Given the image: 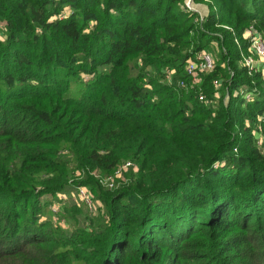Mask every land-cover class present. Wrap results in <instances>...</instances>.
I'll use <instances>...</instances> for the list:
<instances>
[{"label": "trees", "instance_id": "obj_1", "mask_svg": "<svg viewBox=\"0 0 264 264\" xmlns=\"http://www.w3.org/2000/svg\"><path fill=\"white\" fill-rule=\"evenodd\" d=\"M211 1L200 21L183 0H0V259L264 264V74L241 56L250 24L264 37V0ZM213 42L193 86L185 64ZM78 186L104 214L39 217Z\"/></svg>", "mask_w": 264, "mask_h": 264}, {"label": "rangeland", "instance_id": "obj_2", "mask_svg": "<svg viewBox=\"0 0 264 264\" xmlns=\"http://www.w3.org/2000/svg\"><path fill=\"white\" fill-rule=\"evenodd\" d=\"M211 2H212L211 0H194L195 8L197 9V11L200 12L199 14L197 12L196 13L200 16H203L204 14L207 15L209 12L210 5L211 6L213 5ZM182 6L184 8L183 2H182ZM3 30H4L3 23L0 22V39L1 40L5 38ZM209 52L213 55V57L216 60L218 48L215 42L211 44L209 48ZM81 77L82 78L80 81L73 83V85H71L72 88H70L69 95L71 96L79 95L80 91L84 87V82H86L87 79H89V77L86 75H82ZM260 131L258 130V133H259L258 144L262 142L261 141L262 135ZM60 154L63 157H65L66 160H68V165H69L68 168L72 170V168L74 167V162H72L73 158L67 153L65 149H62ZM113 174L114 173L108 174V176L113 175ZM75 176H77L75 177V179H74V176H69L68 181L72 183L73 182L72 180H80L82 178V176H79L78 173H76ZM105 178L106 177H103V178L100 177V179L103 181L104 187L106 188L110 186V183L113 184L115 181L117 182V184L119 183L123 184L127 180V178L125 177L123 173L119 174L118 176H115L112 182L107 181ZM75 190L76 189L74 188L73 190L72 189L70 191L67 190V191H64L63 193H57L56 195L54 194L53 196L49 194V195H46L45 198L42 197L41 203L43 206L40 209L39 217H41L44 220H49L54 225L57 224L62 227H65L66 229H73L75 222H73V220L64 213L62 209L63 204L73 205V206L78 207L79 213L77 214L78 215L77 220L79 221H81L82 217L84 216H94V215L98 216V215L104 214V210H103L104 207L99 201H97L96 199H93L92 208L94 205V209L90 210L88 209L89 207L86 206L83 203V201H81V199L76 196ZM54 196L56 198H54ZM57 199L59 201H57ZM47 201H50V203L48 204ZM0 264H23V254L22 253L18 254L17 258H15L14 256L10 258H1Z\"/></svg>", "mask_w": 264, "mask_h": 264}, {"label": "built area", "instance_id": "obj_3", "mask_svg": "<svg viewBox=\"0 0 264 264\" xmlns=\"http://www.w3.org/2000/svg\"><path fill=\"white\" fill-rule=\"evenodd\" d=\"M184 9L186 11H193L198 12L195 8L194 0H183ZM200 21L204 19L205 16H200ZM226 28H229L225 26ZM244 39L247 40V53L241 54L242 56V64L247 68V73L252 74L254 72L261 71L264 74V37L262 34L258 31L257 28L253 24H250L244 31ZM235 42L237 45H240L238 40L235 38ZM216 66L215 58L210 52L206 51H200L198 52L194 59H190L187 61L184 67V71L187 75L191 78V85L198 84L200 78L199 74L201 72H210L212 71ZM173 71H170V73L166 76L168 79L170 78V75ZM214 86L217 88L221 85V79L216 78L213 81ZM180 85H185L183 81L179 82ZM235 95H241L246 101H249L252 99V91L247 89L246 87H242L234 92ZM198 99L200 101H206L203 94H199ZM130 165L129 162H126L125 164L119 166L113 175L107 176L105 179L109 182L113 181V178L115 176H118L120 174V171L122 168ZM102 181V180H101ZM103 183V181H102ZM112 183H110V186ZM76 196L83 201V203L88 206V209H94V205L92 208V201L93 197L91 193L84 187L78 186L76 188ZM54 210V209H53Z\"/></svg>", "mask_w": 264, "mask_h": 264}, {"label": "crops", "instance_id": "obj_4", "mask_svg": "<svg viewBox=\"0 0 264 264\" xmlns=\"http://www.w3.org/2000/svg\"><path fill=\"white\" fill-rule=\"evenodd\" d=\"M198 14L200 13L199 11L197 12ZM205 13V12H204ZM202 15V14H201ZM203 16H206V14H204Z\"/></svg>", "mask_w": 264, "mask_h": 264}]
</instances>
